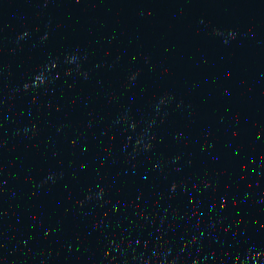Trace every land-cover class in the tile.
<instances>
[{
	"label": "water",
	"instance_id": "water-1",
	"mask_svg": "<svg viewBox=\"0 0 264 264\" xmlns=\"http://www.w3.org/2000/svg\"><path fill=\"white\" fill-rule=\"evenodd\" d=\"M0 242L264 264V0H0Z\"/></svg>",
	"mask_w": 264,
	"mask_h": 264
}]
</instances>
